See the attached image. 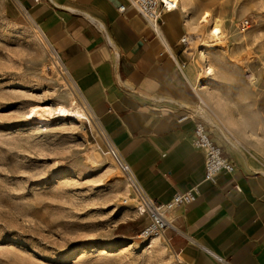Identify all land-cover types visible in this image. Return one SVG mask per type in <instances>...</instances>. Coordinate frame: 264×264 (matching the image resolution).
Masks as SVG:
<instances>
[{"label": "rangeland", "instance_id": "1", "mask_svg": "<svg viewBox=\"0 0 264 264\" xmlns=\"http://www.w3.org/2000/svg\"><path fill=\"white\" fill-rule=\"evenodd\" d=\"M184 6L185 49L200 70L206 120L226 142L264 157V0ZM215 20L219 41L209 37ZM205 44L214 48L206 53L209 80L198 58ZM66 94L88 119H27L30 108L53 106ZM105 139L38 26L17 0H0V264H189L165 234L141 237L148 215Z\"/></svg>", "mask_w": 264, "mask_h": 264}, {"label": "crops", "instance_id": "2", "mask_svg": "<svg viewBox=\"0 0 264 264\" xmlns=\"http://www.w3.org/2000/svg\"><path fill=\"white\" fill-rule=\"evenodd\" d=\"M17 1L147 194L164 204L199 187L196 203L169 215L172 249L189 264H264V157L206 120L185 11L165 13L155 33L129 0ZM198 117L234 163L214 181L192 146Z\"/></svg>", "mask_w": 264, "mask_h": 264}, {"label": "built area", "instance_id": "3", "mask_svg": "<svg viewBox=\"0 0 264 264\" xmlns=\"http://www.w3.org/2000/svg\"><path fill=\"white\" fill-rule=\"evenodd\" d=\"M129 3L155 33L160 28L163 15L176 10L179 4L174 0H129ZM125 9V7H121L120 12H124ZM241 26L243 29H247L249 21H243ZM184 42L186 41L184 40ZM105 141L108 155L113 159L120 171L132 182L135 194L142 207L141 209L144 210L143 213L148 215L149 222L142 230L141 237L148 239L158 235L163 236L168 230H174L175 227L169 220L170 213L179 207H187L196 203L200 197L199 187L195 186L188 191L178 192L169 202L157 204L138 182L118 148L107 136ZM192 146L197 150L203 151L205 155L206 181H214L219 174H230L234 171V163L225 156L223 146L212 138L208 125L202 117H198L195 122ZM235 189L241 192L239 187ZM209 254L216 260H221L218 256L212 253Z\"/></svg>", "mask_w": 264, "mask_h": 264}, {"label": "bare ground", "instance_id": "4", "mask_svg": "<svg viewBox=\"0 0 264 264\" xmlns=\"http://www.w3.org/2000/svg\"><path fill=\"white\" fill-rule=\"evenodd\" d=\"M175 2H178V7L180 6L182 10L185 11V6L184 3L187 0H174ZM208 16H205L203 18V22H207ZM223 36L222 33V28L220 26V22L215 20L212 22V28L209 31V37L214 39L215 41H219ZM186 41V39H185ZM205 49L203 52L199 53L198 58L199 61L205 65V68L203 70V78L205 80H209L214 76V70L213 68L208 65L207 59H206V53L207 51L213 50L214 48L210 45L205 44L204 45ZM200 91L202 90V87L199 89ZM72 93V92H71ZM68 97L63 98L62 101L59 103L54 104L53 106H34L30 108L29 112L27 113V119L30 121L32 120H39L38 122H45V123H50L53 119L57 120H67L70 118H74L80 122H83V119H88L86 109L81 107L78 103V100L74 95L71 94H66ZM231 133L230 131H228ZM244 136L247 138V141L249 140L250 142L253 141L252 137L247 131H244ZM245 141V140H244ZM238 142V141H237ZM142 213L144 212L143 209H141ZM158 239H153L152 243L157 242ZM118 245H108V248H114L117 247ZM73 254L72 256H75Z\"/></svg>", "mask_w": 264, "mask_h": 264}]
</instances>
